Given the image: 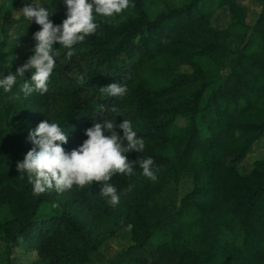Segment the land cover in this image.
<instances>
[{"label":"trees","instance_id":"16d2710c","mask_svg":"<svg viewBox=\"0 0 264 264\" xmlns=\"http://www.w3.org/2000/svg\"><path fill=\"white\" fill-rule=\"evenodd\" d=\"M241 1L186 0L149 17L143 0H130L112 17L94 13L97 30L71 58L54 44L46 93L21 90L31 71L11 92L0 88V264H264V155L238 167L264 137V0H250L253 13ZM40 4L54 24L66 18L64 0ZM219 9L227 22L214 26ZM0 16L12 21L9 9ZM26 26L31 36L40 29ZM27 60L0 62V79ZM111 83L126 95L101 93ZM43 120L65 127L68 152L94 123L129 120L145 149L128 158L151 157L156 180L139 163L113 175L116 206L95 181L34 194L16 164ZM182 177L190 187L175 199L169 184ZM120 229L127 242L107 259L100 246ZM15 248L29 260H15Z\"/></svg>","mask_w":264,"mask_h":264},{"label":"clouds","instance_id":"9594fccd","mask_svg":"<svg viewBox=\"0 0 264 264\" xmlns=\"http://www.w3.org/2000/svg\"><path fill=\"white\" fill-rule=\"evenodd\" d=\"M64 3L67 8L66 18L60 24L53 23L50 19L53 12L50 13L39 0H31L21 9L25 19L34 20L40 29L33 34L34 54L26 63L17 67L14 73L9 72L0 79V88L4 92H11L18 78L24 80L25 72L31 71V79L24 80L21 90L26 95L33 91L46 93L56 64L54 44L69 49L67 57L71 58L74 54L73 46L85 41L87 36L97 30L94 13L112 17L130 6V0H64ZM18 38L13 36L14 40ZM100 91L122 98L128 89L127 85L111 83L100 87ZM110 110L118 112L115 105ZM117 129H121L123 135ZM85 134L87 139L68 152L63 147L68 142V134L59 122L43 120L29 132L28 139L34 147L27 151L22 161L17 162L16 167L20 173L27 174L34 194L39 195L53 188L62 192L72 189L74 185L83 188L95 181L102 184L101 194L108 198V203L116 206L120 197L117 189L108 183L113 175H133L134 166L139 163L143 175L156 180L153 170L155 162L151 157L139 161H130L128 158L127 154L131 151L143 152L145 149V141L138 137L129 120L119 124L113 120L96 122L85 130Z\"/></svg>","mask_w":264,"mask_h":264},{"label":"rangeland","instance_id":"374dc122","mask_svg":"<svg viewBox=\"0 0 264 264\" xmlns=\"http://www.w3.org/2000/svg\"><path fill=\"white\" fill-rule=\"evenodd\" d=\"M46 0H39V3ZM144 7L147 15L152 17L155 12L163 9L166 5H179L186 0H143ZM31 0H0V15L4 9H9L11 12L12 21L8 24L1 25L0 16V41H4V45L0 48V62H24L31 55H33V49L35 40L33 36L28 34L26 19L22 14L21 9L25 4L30 3ZM249 13H253L258 9V5L250 0L241 1ZM251 16H248L250 20ZM227 22V17L224 9H219L215 16L211 18V23L214 26H223ZM19 36L18 40H14L13 36ZM230 46L234 47L235 40H229ZM264 155V137H260L254 142L250 152L240 161L238 167L241 170H247L253 161V159ZM169 186L174 193L175 199L179 197L184 191L189 189L190 183L187 178H179L176 184L170 182ZM127 232L125 229H120L115 236L108 237L100 246V250L107 258H114L119 251L120 246L127 242ZM31 257V256H30ZM30 257L23 256V253L18 248L14 250L13 258L25 262ZM99 264V263H95Z\"/></svg>","mask_w":264,"mask_h":264}]
</instances>
